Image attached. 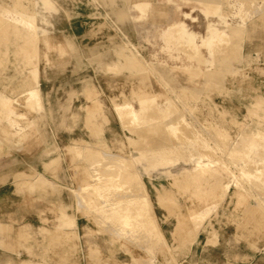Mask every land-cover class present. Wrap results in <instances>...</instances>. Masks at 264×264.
Listing matches in <instances>:
<instances>
[{
	"label": "rangeland",
	"instance_id": "rangeland-1",
	"mask_svg": "<svg viewBox=\"0 0 264 264\" xmlns=\"http://www.w3.org/2000/svg\"><path fill=\"white\" fill-rule=\"evenodd\" d=\"M133 1L0 0V264H264V186L243 176L264 168V143L244 135L264 131V6L247 7L233 44L209 49L152 26L183 19L201 37L218 18L199 0ZM208 1L226 14L237 2ZM121 44L153 69L114 68ZM154 97L150 123L123 121L119 105ZM205 153L242 190L175 176Z\"/></svg>",
	"mask_w": 264,
	"mask_h": 264
},
{
	"label": "bare ground",
	"instance_id": "bare-ground-1",
	"mask_svg": "<svg viewBox=\"0 0 264 264\" xmlns=\"http://www.w3.org/2000/svg\"><path fill=\"white\" fill-rule=\"evenodd\" d=\"M235 1V0H234ZM187 2V1H186ZM190 2V1H189ZM209 1L208 0H201L200 3L203 5V9H201L207 16H217L218 20H215L214 22L212 20H209L207 26H206V33L204 35H202L201 37H198V35L194 32H192L190 29H189V26L188 25H185L184 24V21L183 19L180 20V21H172L171 23H168L166 24L167 26L163 28V30L161 29V31H164V32H167L169 30H172V29H178L180 32H181V35L182 34H187L189 35V39L187 40L188 41V44L191 46V47H200L199 45L202 43L207 46L209 49H213L215 48V46H220V45H223V46H227L229 47L231 44L234 43V40L235 38H238L242 35V33L244 32V30L246 29V22H247V19L251 18L252 16L251 15H248L246 16V12L245 10H247V7L249 6H264V4L262 5V0H237V2L235 3L234 7H233V10L231 11V13L229 14H226L225 12L221 11V9H216V11H213L211 8H210V4L208 3ZM250 2V3H249ZM250 5H249V4ZM147 4V3H146ZM209 5V6H208ZM213 5V4H212ZM136 6H144L143 3H139L137 4ZM212 7V6H211ZM214 8H217V7H214ZM252 8V9H254ZM250 9V8H248ZM262 9V8H261ZM264 9V8H263ZM251 11V10H250ZM261 11V10H259ZM3 12V11H2ZM248 12V11H247ZM4 14V13H2ZM185 15H188L186 13H184ZM245 14L244 17H242V15ZM249 14V13H247ZM5 15V14H4ZM256 15V13H255ZM11 17V21L13 23H17V24H20L21 26H24L23 24H25L24 21H22L21 23L20 22V16H18L17 14H14L13 12H10V16ZM228 17H231L232 18V22H230V20L228 19ZM5 18V17H4ZM196 18H194L195 20ZM249 24V23H248ZM30 26V25H29ZM165 26V25H164ZM200 39L202 43H198L197 40ZM36 42V40H35ZM57 42V41H56ZM181 42V41H180ZM55 43V42H54ZM65 44V43H64ZM59 46V45H58ZM176 47V46H175ZM164 48V47H163ZM196 48V50H197ZM207 49V48H206ZM49 52V51H48ZM44 53V52H43ZM61 53V52H60ZM67 53V52H66ZM193 53V52H192ZM194 54V53H193ZM205 54V53H204ZM46 56V54H45ZM57 56V55H56ZM192 56H195V55H192ZM58 57V56H57ZM205 57V56H204ZM50 59V58H49ZM206 59V58H205ZM48 61V60H47ZM204 73V72H203ZM201 74V73H200ZM206 75V74H205ZM34 94V93H33ZM20 96V95H19ZM30 96V94H29ZM17 100V99H16ZM21 101V100H20ZM140 102V108L137 110L135 109V107H133V104L131 102H126V103H122L121 105L118 106V111H119V114L121 115L123 121L125 122L126 120H142V122H140L139 125H145V124H148L150 123V120L149 119H145V116L148 115L147 111H151V110H148L150 109L151 105L155 104L156 100H155V97L154 98H150V99H139ZM21 103V102H20ZM152 103L151 105H147V104H150ZM157 103V102H156ZM18 105V103H17ZM116 106V105H115ZM17 107V106H16ZM138 108V107H137ZM13 110V109H12ZM31 110V109H30ZM15 111V110H14ZM32 111V110H31ZM34 112V111H33ZM152 112V111H151ZM32 113V112H31ZM147 114V115H146ZM25 114H23L24 116ZM17 116H19L17 114ZM13 118V117H11ZM10 119V117H9ZM20 120V119H19ZM28 121V120H27ZM13 122V123H12ZM12 125L13 127L16 126V127H19V130L21 132H26V127H23L21 125L20 122H16L12 119ZM30 123V122H29ZM126 123V122H125ZM128 124H131V123H128ZM127 124V125H128ZM181 125V123H180ZM7 126V125H6ZM130 126V125H129ZM134 126V125H133ZM6 130V129H5ZM4 130V131H5ZM18 130V131H19ZM219 132L223 135H227L228 134V131L227 129L223 128V127H220L219 128ZM7 131H9L7 129ZM10 132V131H9ZM6 133V132H5ZM11 134V133H9ZM219 134V133H217ZM5 135V134H4ZM12 135V134H11ZM244 135H246L248 138H250L252 140L250 146L251 147H257V146H262L263 147V143L262 140H260L259 138L260 137H264V131L263 130H256V131H252V132H245ZM7 136V135H6ZM219 136V135H218ZM9 137V136H7ZM12 137H14V135H12ZM4 140V139H3ZM21 140V139H20ZM12 141V139L10 140ZM181 143V142H180ZM259 144V145H258ZM74 149V148H73ZM72 150V149H71ZM75 152V151H74ZM239 153V152H237ZM208 154L210 153H205L203 155H201L199 158L195 159L194 160V164H193V167L191 169H185L183 171H181L179 174H175V176H183L184 178L188 179V180H197V181H209V180H212V179H216L218 176H220L221 178H223V180H228L226 181V183H224V187H223V190L219 193V195H221L222 193L224 194L227 193L228 191L230 192V189L232 187H235L237 189H240L242 190L241 186H242V183L241 185H239L238 182H235L233 183L232 180H233V174H232V171L227 167V166H224L222 163H218L216 161H212V157L211 155L209 156ZM244 155V154H243ZM245 156V155H244ZM263 156H264V152H263ZM213 158H216L217 157H213ZM79 160V159H78ZM121 162V161H120ZM130 165V164H129ZM254 165V164H253ZM115 166V165H113ZM261 166V167H260ZM255 167V166H253ZM110 168V166H109ZM112 168H115V167H111L110 169ZM130 167L127 165L125 167H119L118 171H120L121 169V173L124 171V170H128ZM108 169V168H107ZM246 169V168H245ZM253 170H251L252 172H248V168L247 170L243 173V176L244 178H246L248 181L252 180L251 182H255L256 181V184L258 183V189H260V186H264V168L262 167V165H259L254 168H251ZM117 170V169H116ZM120 172L119 175H120ZM133 172V171H132ZM123 174V173H122ZM122 174L118 177H121ZM90 175V173L88 174ZM114 175V174H113ZM123 175H129L127 177V180L130 179L132 177V175L134 177H136L133 173L131 174V172L129 174L124 173ZM236 175V174H235ZM109 176V175H108ZM112 176V174H111ZM90 177V176H89ZM110 177V176H109ZM114 177H117L116 176V173H115V176H113L112 178ZM123 177V176H122ZM182 177V178H183ZM98 178V177H97ZM110 177L109 180H117V179H112ZM126 178V177H125ZM89 179V178H88ZM122 179V178H120ZM97 180V179H96ZM103 180V179H102ZM106 180V179H105ZM119 180V179H118ZM124 178H123V181L124 182ZM126 180V183L125 184H128L130 182H132V180H128L127 182ZM181 180V178H180ZM97 181H100V180H97ZM130 181V182H129ZM206 181V182H207ZM117 182V181H116ZM192 182V181H191ZM194 182V181H193ZM91 184V183H90ZM103 184V183H102ZM180 184V183H179ZM208 184V183H207ZM253 184V183H252ZM85 185V183H84ZM117 186L120 185V182L119 184L117 183L116 184ZM123 185V184H121ZM183 185V184H182ZM185 185V184H184ZM254 185V184H253ZM116 186V187H117ZM190 186V185H189ZM204 186V185H202ZM109 187V186H108ZM111 187V186H110ZM127 187V186H126ZM207 187V186H206ZM214 187V186H213ZM257 187V186H256ZM121 189V187H119ZM118 188V189H119ZM191 188V186H190ZM115 189V188H114ZM117 189V191H118ZM189 189V188H188ZM210 189V188H209ZM217 189V188H216ZM215 189V190H216ZM219 189V188H218ZM107 190V189H106ZM191 190V189H190ZM194 190V189H193ZM197 190V189H196ZM214 190V191H215ZM257 190V189H256ZM113 191V190H112ZM122 191H123V188H122ZM121 190H119V192L122 193ZM203 191V190H202ZM200 193V192H199ZM207 193V192H206ZM259 195H260V198L264 201V198L261 196L262 193L260 194V191L258 192ZM203 194V193H202ZM212 194V193H210ZM209 194V195H210ZM201 195V193H200ZM199 195V196H200ZM134 196V195H133ZM264 196V195H263ZM128 197V196H126ZM206 197V195H205ZM216 196H214L213 200L214 199H218V198H215ZM128 198H131V200L127 199L128 201H132V197L129 196ZM135 198H137L135 196ZM134 198V199H135ZM221 199V197H220ZM127 200H125L127 202ZM140 201V199H135L134 201ZM138 201L135 202V205H139L141 203L142 205V211L141 209L138 208L139 212L140 213H144L145 211H147L145 209V207L147 206L146 205V199L139 203L138 204ZM216 201V200H215ZM125 202V203H126ZM218 202V201H217ZM132 203H134L132 201ZM127 204V203H126ZM130 205H133L131 204V202L129 203ZM138 206V207H139ZM150 207V206H149ZM141 208V207H140ZM255 213H257V210L255 211ZM139 215V213L137 214ZM153 215V214H152ZM117 216V215H116ZM134 215L131 213V212H126L125 213V216H124V221L125 223H128L130 222L134 217ZM261 216V215H260ZM154 218V217H153ZM156 218V217H155ZM123 219V218H122ZM139 219V218H137ZM123 221V222H124ZM146 223V222H144ZM156 223V222H155ZM133 224V223H132ZM131 226L129 225H126L125 228H123V230H120V233H119V236L121 237H125V236H130L132 235V229L130 228ZM144 228V227H142ZM159 231V230H158ZM145 235V234H144ZM132 237V236H131ZM135 237V236H134ZM162 239V238H161ZM163 241V240H162Z\"/></svg>",
	"mask_w": 264,
	"mask_h": 264
},
{
	"label": "crops",
	"instance_id": "crops-1",
	"mask_svg": "<svg viewBox=\"0 0 264 264\" xmlns=\"http://www.w3.org/2000/svg\"><path fill=\"white\" fill-rule=\"evenodd\" d=\"M199 1H201V0H199ZM151 1L150 0H136V1H133L131 4H134V5H137V4H141V3H143L144 4V6L145 5H147V4H149ZM147 3V4H146ZM230 3H233V1L231 2L230 1ZM184 13H186V14H189L188 12H184ZM173 21V20H172ZM172 21H170V22H165V23H171ZM165 23H159V24H157V23H154L152 26L154 27V28H160V29H163V27H164V24ZM159 26V27H158ZM167 26V25H166ZM165 26V27H166ZM143 28V30H151V26H143L142 27ZM121 30V29H120ZM121 32H122V35L123 36H127V34L126 33H124V30H121ZM172 36H173V34H171ZM119 36V35H118ZM125 36V37H126ZM127 40H129V41H131V42H133V40H131V38H127ZM134 43V42H133ZM135 44V43H134ZM136 45V44H135ZM164 46L162 45L161 47H160V50H159V52H165V53H167L171 48H172V46L171 45H169V46H166L165 45V47L163 48ZM140 51V50H139ZM116 55H117V58H116V60H115V62H116V64L118 65V66H116V64H115V66H114V68H118V69H123V68H125V69H135V70H139L140 71V69L141 68H152L153 69V67L154 66H151V62H149L148 60H146L145 59V57L142 55V57L140 58H134V57H132V56H130L125 50H123V45L121 44V45H119L118 46V49H117V53H116ZM158 54H156L155 55V57L157 56ZM119 64H121L120 66H119ZM153 64V63H152ZM198 66V65H197ZM178 67H185V68H188L189 67V64H188V62H187V60H182L181 61V63L179 64V65H177V66H173V68H178ZM194 67H195V65H194ZM135 70H133V71H135ZM128 72V71H127ZM149 96H151V95H149ZM137 100L139 101V98H137ZM139 105H140V103L138 102V104L137 105H135V109H139ZM138 107V108H137ZM12 176H18V173H12L11 174ZM33 183V181H29L27 178H24V180H23V182H21V183ZM0 260H2V259H0Z\"/></svg>",
	"mask_w": 264,
	"mask_h": 264
}]
</instances>
